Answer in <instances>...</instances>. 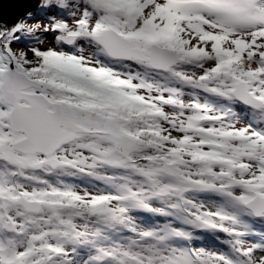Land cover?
<instances>
[{
  "label": "snow or ice",
  "instance_id": "snow-or-ice-1",
  "mask_svg": "<svg viewBox=\"0 0 264 264\" xmlns=\"http://www.w3.org/2000/svg\"><path fill=\"white\" fill-rule=\"evenodd\" d=\"M0 264H264V0L0 13Z\"/></svg>",
  "mask_w": 264,
  "mask_h": 264
},
{
  "label": "water",
  "instance_id": "water-1",
  "mask_svg": "<svg viewBox=\"0 0 264 264\" xmlns=\"http://www.w3.org/2000/svg\"><path fill=\"white\" fill-rule=\"evenodd\" d=\"M24 7L25 0H0V13L9 18L22 12Z\"/></svg>",
  "mask_w": 264,
  "mask_h": 264
}]
</instances>
